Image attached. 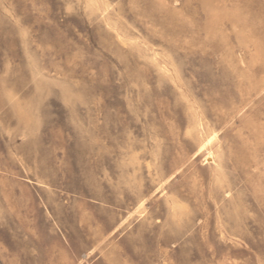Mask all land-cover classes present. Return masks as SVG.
Here are the masks:
<instances>
[{
  "label": "rangeland",
  "instance_id": "374dc122",
  "mask_svg": "<svg viewBox=\"0 0 264 264\" xmlns=\"http://www.w3.org/2000/svg\"><path fill=\"white\" fill-rule=\"evenodd\" d=\"M0 264H264V0H0Z\"/></svg>",
  "mask_w": 264,
  "mask_h": 264
},
{
  "label": "bare ground",
  "instance_id": "6f19581e",
  "mask_svg": "<svg viewBox=\"0 0 264 264\" xmlns=\"http://www.w3.org/2000/svg\"><path fill=\"white\" fill-rule=\"evenodd\" d=\"M206 141V140H205ZM207 142V141H206ZM206 158V157H205Z\"/></svg>",
  "mask_w": 264,
  "mask_h": 264
}]
</instances>
